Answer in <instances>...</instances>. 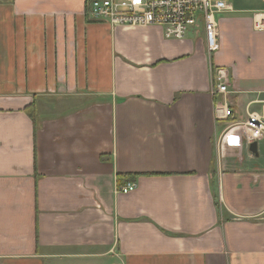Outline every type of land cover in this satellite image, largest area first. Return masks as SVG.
Listing matches in <instances>:
<instances>
[{"label": "crops", "instance_id": "crops-1", "mask_svg": "<svg viewBox=\"0 0 264 264\" xmlns=\"http://www.w3.org/2000/svg\"><path fill=\"white\" fill-rule=\"evenodd\" d=\"M86 1L0 0V264H264V0H228L214 53L201 21L169 38Z\"/></svg>", "mask_w": 264, "mask_h": 264}, {"label": "built area", "instance_id": "built-area-1", "mask_svg": "<svg viewBox=\"0 0 264 264\" xmlns=\"http://www.w3.org/2000/svg\"><path fill=\"white\" fill-rule=\"evenodd\" d=\"M87 12L93 20L107 22L113 27L158 25L169 38L183 39L190 28L200 21L204 24L207 47L210 53L220 47L217 15L231 9L228 0H87ZM263 23L259 22L258 27ZM215 89L213 93H227L228 70L214 67ZM231 114L226 108L220 117ZM244 124L252 142L264 136V117L254 112ZM130 181L119 187L121 193L136 189Z\"/></svg>", "mask_w": 264, "mask_h": 264}, {"label": "trees", "instance_id": "trees-1", "mask_svg": "<svg viewBox=\"0 0 264 264\" xmlns=\"http://www.w3.org/2000/svg\"><path fill=\"white\" fill-rule=\"evenodd\" d=\"M26 111L33 117V119H35L34 113L29 108H26ZM228 118H229V120H231L230 116ZM147 174L148 175H153V174H156V173H147ZM139 175H140L139 173H121V174H119V177H118L119 185L122 186V185H124V184H126V183H128L130 181H133ZM216 206L219 207L218 202H216Z\"/></svg>", "mask_w": 264, "mask_h": 264}, {"label": "water", "instance_id": "water-1", "mask_svg": "<svg viewBox=\"0 0 264 264\" xmlns=\"http://www.w3.org/2000/svg\"><path fill=\"white\" fill-rule=\"evenodd\" d=\"M250 150L252 153L258 155V142L257 141H253L250 143Z\"/></svg>", "mask_w": 264, "mask_h": 264}]
</instances>
